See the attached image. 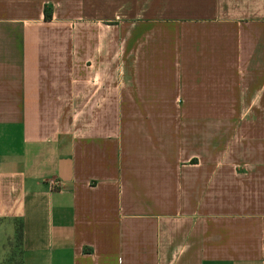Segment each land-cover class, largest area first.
Returning <instances> with one entry per match:
<instances>
[{"label":"crops","instance_id":"obj_1","mask_svg":"<svg viewBox=\"0 0 264 264\" xmlns=\"http://www.w3.org/2000/svg\"><path fill=\"white\" fill-rule=\"evenodd\" d=\"M17 220L22 264H264V0H0V263Z\"/></svg>","mask_w":264,"mask_h":264},{"label":"rangeland","instance_id":"obj_2","mask_svg":"<svg viewBox=\"0 0 264 264\" xmlns=\"http://www.w3.org/2000/svg\"><path fill=\"white\" fill-rule=\"evenodd\" d=\"M21 246L17 236H13L8 242L7 256L0 264H21Z\"/></svg>","mask_w":264,"mask_h":264},{"label":"trees","instance_id":"obj_3","mask_svg":"<svg viewBox=\"0 0 264 264\" xmlns=\"http://www.w3.org/2000/svg\"><path fill=\"white\" fill-rule=\"evenodd\" d=\"M45 18H46V20H51L52 19V10L51 9L47 8L45 10ZM23 234H24L23 222L20 221V220H17L15 236L18 237L19 242H20V246L22 245ZM21 255H23L22 248H21ZM22 260L23 259H21V264H22Z\"/></svg>","mask_w":264,"mask_h":264},{"label":"built area","instance_id":"obj_4","mask_svg":"<svg viewBox=\"0 0 264 264\" xmlns=\"http://www.w3.org/2000/svg\"><path fill=\"white\" fill-rule=\"evenodd\" d=\"M54 185H55V186H58V183L56 182Z\"/></svg>","mask_w":264,"mask_h":264}]
</instances>
